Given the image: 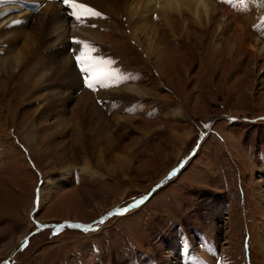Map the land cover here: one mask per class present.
Masks as SVG:
<instances>
[{
	"label": "rangeland",
	"instance_id": "obj_1",
	"mask_svg": "<svg viewBox=\"0 0 264 264\" xmlns=\"http://www.w3.org/2000/svg\"><path fill=\"white\" fill-rule=\"evenodd\" d=\"M9 1L0 7V264H182L181 232L191 264L211 257L198 232L217 245L218 264H264V0L238 10L209 0L215 7L200 24L155 8L144 18L148 36L137 38L132 0L86 2L100 15L85 11L78 23L61 2L44 12L47 4L30 11ZM10 6L20 7L15 19ZM55 8L67 22L60 42L36 23ZM105 19L100 40L81 53L74 27ZM11 37L26 50L21 61L6 59L16 54ZM91 53L113 55L128 81L115 77L97 95L84 89L75 56ZM132 86L142 94L125 95ZM163 182L138 209L97 224Z\"/></svg>",
	"mask_w": 264,
	"mask_h": 264
},
{
	"label": "bare ground",
	"instance_id": "obj_2",
	"mask_svg": "<svg viewBox=\"0 0 264 264\" xmlns=\"http://www.w3.org/2000/svg\"><path fill=\"white\" fill-rule=\"evenodd\" d=\"M80 1H85V2H90V3L92 2V0H80ZM110 1H112V0H110ZM134 1L135 0H132V3L128 6V11L130 12V14L131 13H137V12H138V14L141 13V15H140V21H139L138 25L133 30V36H135L136 38L137 37H140V36H138V34L141 33V32H144V34L146 35V37L148 36L147 34H149V33L145 32V30H147L149 28L151 29L152 27L148 24V21L147 20H144V18L146 17V19H147L148 15H150L152 12L155 11V8L156 9H158V8L162 9L163 12H165V14H167V15L168 14L170 15L171 12H173V14H176V15L178 14V16L176 18H179L180 20H182L183 23L191 22L190 21V18H192V19H195L200 24V22L202 23V21H203L202 18L205 19V21H208L209 20V17L211 16V13H212V10L215 7V5L212 4L209 0H146V3H145L144 6L142 4V1L143 0H137V3H135V4H134ZM106 2H107V0H106ZM46 4H47V7L44 8V10H43L44 12L45 11L47 12L49 9H50V11H52L53 8L55 7V6H53V5H55V2H50V1L48 2L47 1ZM119 4H121L120 1H119V3H118L117 6H116L115 3H112L111 2V4H108V5L103 6L102 9H103L104 12H105V9H107V11L111 13V10H114V8L117 9V7L119 6ZM10 8L12 9V16H10L9 18L10 19H15L16 18V12H15L14 8H16V11H17L20 7L10 6ZM56 9L57 8H55V10ZM22 11H23V9H22ZM115 12H116V10H115ZM115 12L112 13V14H115ZM184 13H186V17L187 18L183 16ZM104 14H106V12ZM176 15H174V17ZM22 16H23V14H22ZM64 16L65 15L59 9V10L54 11L52 13V16H50V18L49 17L47 18V14H46L45 16H43L44 17L43 18V21L41 19H39V20L37 19L36 23H39L40 22L41 29H42L43 24L49 25V27L51 28L50 30H52V33H56V35H57L56 38H55V42H57V41L60 42V41L65 40V38H66L67 22H65L66 19H64V18L66 16L65 17ZM104 21H105V24L108 25L107 20L105 19V20H99L98 22L96 21V23H92V24H95L96 25L95 28H93L92 26H90L91 24H89L87 21H86L87 23H85V24H84L85 21H82V24L76 25L74 27L76 29V31L79 30L78 36L79 37H82L80 41H83L84 42L83 44H79L78 47H77L79 50H81V53L82 52H85L86 49H87V47L92 46L93 45V42H98L100 40L101 34L98 33V34H100V36H99L98 34L94 33V31L96 32V28L98 26L99 27L102 26ZM98 23H99V25H98ZM168 25H171V24L168 23ZM238 27H239L238 28L239 32L241 34H243L241 32V26L239 24H238ZM5 28L8 30L6 32H9V33H3V35H4V37H7L8 38L9 37V34L12 33V31L14 29L13 28L11 29V25H8L7 27L5 26ZM238 30L236 29V31H238ZM42 32L45 33L43 30H42ZM239 32H237V33H239ZM221 33H222V31H221ZM13 38H15V37H13ZM242 39H243V37H242ZM148 40H149V42H151L150 41V37H149ZM9 41L11 42V44H10L9 47L13 48L12 51H16V54L7 53L6 59L9 60V61H11V62L12 61H16V59H17V61H21V59L23 60L24 59V56L23 55L21 56L20 53L22 52L23 54H25L26 50L23 51V49L22 50L21 49L20 50L17 49L18 48L17 47V44H16V50H15V48H14V46L12 44V37H11V40H9ZM136 41H138V43L140 45L142 44V41H141L140 38L139 39H136ZM39 44H42V43H38V45ZM241 44H242V47H244L245 44H243L242 41H241ZM23 46L26 47L27 50H29V51H32V50L35 49V48H33L34 44H33V41H32L31 38H29L28 40H26V42L23 44ZM55 55H58V54H55ZM35 69H36V67H35ZM128 90L129 91H126L127 93H124L125 95H128L129 96L130 94H128V93L142 94L141 89L138 88L137 86H132ZM88 103H91V102H90V100L88 101V99H86L84 101L83 105L81 106V109L83 111H85V108H86V106H87ZM120 118H123V117H120ZM62 127H64V126H62ZM92 129H93V127H92ZM88 140H90V137L88 138V137H86L84 135L82 136L79 133H77V137H76V141L77 142L83 143V142L88 141ZM31 143H32V141H31ZM31 143H28L27 146L32 149V146L33 145ZM33 143H35V140L34 139H33ZM84 145H85V143H84ZM71 169H73V167ZM67 170H70V169H67ZM46 179H47V182L50 181V179L49 180H48V178H46ZM131 211H129V212H131ZM193 252H198V251H193ZM204 263L205 262H200L199 264H204Z\"/></svg>",
	"mask_w": 264,
	"mask_h": 264
},
{
	"label": "snow or ice",
	"instance_id": "obj_3",
	"mask_svg": "<svg viewBox=\"0 0 264 264\" xmlns=\"http://www.w3.org/2000/svg\"><path fill=\"white\" fill-rule=\"evenodd\" d=\"M63 3L66 6L71 7V8H74L76 10L84 9V10H86L90 14H93V15H96V16H99L100 15L99 12H96L92 8H88L84 4H76L75 3V0H63ZM72 15L75 16L78 21L81 20V17L78 16V15H76V11H73ZM75 42L78 45L84 43L83 41H75ZM75 60H76V62H77L78 65H84L83 67L80 68V71L85 76V83L87 84V86L89 88H92L93 87V84L92 83H89L88 82V78H87L88 77V74L90 73V69L92 67V64L90 63L91 58H89V57H83L82 58L81 55H77L75 57ZM99 79H100V77H97V80H99ZM117 211L118 212H125V211H127V209H118ZM108 215H112V213H109ZM100 223H103V218L101 219ZM73 227H76V228H81L82 227V228H84L85 231H88L92 226L91 225H73Z\"/></svg>",
	"mask_w": 264,
	"mask_h": 264
},
{
	"label": "crops",
	"instance_id": "obj_4",
	"mask_svg": "<svg viewBox=\"0 0 264 264\" xmlns=\"http://www.w3.org/2000/svg\"><path fill=\"white\" fill-rule=\"evenodd\" d=\"M99 96H102V95H98V97H99Z\"/></svg>",
	"mask_w": 264,
	"mask_h": 264
}]
</instances>
